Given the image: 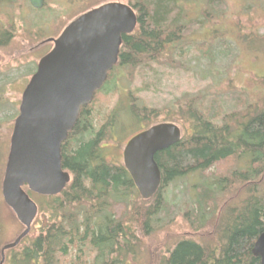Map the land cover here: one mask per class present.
Listing matches in <instances>:
<instances>
[{
    "label": "trees",
    "instance_id": "16d2710c",
    "mask_svg": "<svg viewBox=\"0 0 264 264\" xmlns=\"http://www.w3.org/2000/svg\"><path fill=\"white\" fill-rule=\"evenodd\" d=\"M107 1H70L76 8L56 16H65L58 29ZM124 1L137 21L131 33L122 35L118 66L129 67L143 77L152 64L164 65L159 60L179 50L194 22H186L187 0ZM221 2L208 0L215 9ZM14 30L12 23L0 26V48L8 46L17 33ZM244 41V49L264 51L260 45L264 33L252 31ZM106 87L98 91L106 93ZM183 101L177 100L165 119L177 116V120H185L189 133L183 127L185 134L178 142L155 153L161 182L147 200L140 197L121 163L100 159L96 145L103 128L97 129L90 103L82 106L61 147V162L71 179L60 193L40 197L47 202L39 203L34 219L39 232L7 250L3 264H124L135 231L139 238L146 236L167 219L171 208L174 212L176 206L166 201L163 190L173 180L193 173L211 181L195 186V198L187 203L185 216L196 231L211 224L217 213L214 244L179 238L161 264H259L251 248L264 231V100L251 103L245 93L232 88L228 93H203ZM147 108L137 111L148 115ZM128 110L135 119L134 106ZM97 117L98 123L110 121L109 115ZM3 135L7 137L0 133ZM5 146L4 140L0 141V162ZM228 192L237 195L236 202L218 207L219 196ZM5 208L0 200V211Z\"/></svg>",
    "mask_w": 264,
    "mask_h": 264
},
{
    "label": "rangeland",
    "instance_id": "374dc122",
    "mask_svg": "<svg viewBox=\"0 0 264 264\" xmlns=\"http://www.w3.org/2000/svg\"><path fill=\"white\" fill-rule=\"evenodd\" d=\"M186 6V22H194L193 27L179 50L174 49L171 55L159 60L164 65L152 64L143 77L129 67H118L115 80L106 87L108 92H96L89 102L97 128L104 123L97 122L100 119L97 115L108 117L116 111L120 121L116 134L119 144L125 143L139 130L138 119L145 113L139 114L137 110L145 105L148 115L154 108L153 118L148 122L152 123L164 120L177 100H184V103L203 93H228L233 88L245 93L251 103L264 100V51L244 49V38L249 37L252 31L264 33V0H222L219 9L210 6L208 0H187ZM45 7L47 9H34L20 1L0 2V26L12 23L14 29L17 28L8 46L0 48V133L7 135L6 138L4 135L0 137V141L6 143L5 157L0 162V185L22 91L36 70L38 60L52 47L49 39L62 30L58 25L65 16H56L76 8L68 0H47ZM252 45L257 46V42L252 41ZM260 45L264 47V43ZM132 106L137 113L136 119L126 115ZM185 114L188 115L187 110ZM172 120L183 122L177 120V116ZM186 127L190 130L188 123ZM106 148L107 157L111 153L118 155L117 151H111L110 145ZM208 181L211 179L193 173L170 182L162 193L169 204L176 206L174 212L171 213V208L167 219H163L160 226L146 236L139 238V232L135 231L131 238V251L126 254L124 264H161L167 250L179 238L213 245L218 214L215 213L211 224L196 231L185 216L186 208L190 206L187 203L195 198V186ZM228 193L219 196L218 207L227 201L229 204L236 202L237 195ZM30 197L37 205L47 202L37 194H30ZM159 217L160 214L157 215ZM38 227L39 223L33 221L27 235L35 236L39 232ZM22 230V224L10 208L0 211V247L14 240Z\"/></svg>",
    "mask_w": 264,
    "mask_h": 264
},
{
    "label": "water",
    "instance_id": "95a60500",
    "mask_svg": "<svg viewBox=\"0 0 264 264\" xmlns=\"http://www.w3.org/2000/svg\"><path fill=\"white\" fill-rule=\"evenodd\" d=\"M33 8L43 0H28ZM133 9L120 1H108L72 19L42 56L22 91L0 185L4 204L23 230L0 248H14L29 233L38 206L29 192L51 196L70 181L62 169L61 145L73 128L80 108L88 104L117 61L123 34L136 25ZM175 123L162 122L132 136L122 151L123 165L143 200L158 190L161 176L156 152L180 140ZM252 255L264 264V231L255 239Z\"/></svg>",
    "mask_w": 264,
    "mask_h": 264
},
{
    "label": "flooded vegetation",
    "instance_id": "af4514ba",
    "mask_svg": "<svg viewBox=\"0 0 264 264\" xmlns=\"http://www.w3.org/2000/svg\"><path fill=\"white\" fill-rule=\"evenodd\" d=\"M14 1H20V2H23L24 4H28V5L30 4L28 0H0L1 3H3V2L8 3V2H14ZM46 1L47 0H43V6H42V8L46 5ZM68 1L73 2L74 0H68ZM52 46H53V43H52ZM50 49H49V51H50ZM119 52H118V55H117V61L113 65L112 69L108 72L107 78H106L105 82L103 83L102 88H105V86H109V84L111 82H113L115 80V78H116V75L114 76V74H116L115 71L119 67L118 65H120V63H121L119 61V59H120ZM99 90H101V88ZM95 94H96V92L94 93V95ZM93 98H94V96H93ZM152 111H154V110H152ZM170 113H172V111H170L167 114H170ZM126 115H129L132 118V115H131L130 112H128ZM109 116H110V121L109 122L107 121V122L102 123V125L97 128V129L103 128V133L98 138V141H97V145L96 146H97V150L99 151V157H100V159H102L106 163H111V164H115V165H118L120 163L123 165L122 151H123V148H124L126 142L132 136H134L135 134H137L140 131H143V130L149 128L150 126H152L154 124L162 123V122L175 123L179 127V129H180V137H182L185 134V131H184L183 127L186 128V130H188L187 127H186V122L183 119H181L183 121L182 123H178L177 121L166 120V119H164L162 121H159V122L148 123V122H150V119L153 118V117H152V115H147V114L145 115L144 114V115H142V116L139 117L140 118V119H138L139 122H137L138 123V126H139V130L137 132H135L133 135H131L125 141V143L119 144V142L116 141L117 127L120 124V121H119V118H118V114L116 113V111H113V112H111V114ZM136 117L137 116H135L134 118L136 119ZM71 130L68 132L66 139L68 138L69 134L71 133ZM188 133H189V130H188ZM188 133H186V134H188ZM66 139L62 142V145L66 141ZM62 145H61V147H62ZM109 145L111 146V151H114V152L117 151L118 152V155L117 156L115 154L111 153V155L109 157H107V152H105V149H107L106 147L109 146ZM61 160H62V156H61ZM97 162H99V161H97ZM61 165H62V162H61ZM62 169L64 171H66L69 174V176H70V173L66 169L63 168V165H62ZM70 179H71V176H70ZM40 196H42V195H40Z\"/></svg>",
    "mask_w": 264,
    "mask_h": 264
}]
</instances>
